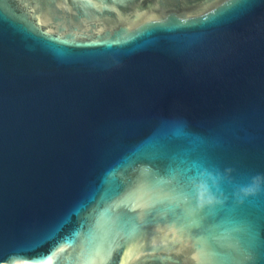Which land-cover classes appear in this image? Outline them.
Segmentation results:
<instances>
[{"label": "water", "instance_id": "95a60500", "mask_svg": "<svg viewBox=\"0 0 264 264\" xmlns=\"http://www.w3.org/2000/svg\"><path fill=\"white\" fill-rule=\"evenodd\" d=\"M68 1L136 0H0V264H264V0Z\"/></svg>", "mask_w": 264, "mask_h": 264}, {"label": "flooded vegetation", "instance_id": "af4514ba", "mask_svg": "<svg viewBox=\"0 0 264 264\" xmlns=\"http://www.w3.org/2000/svg\"><path fill=\"white\" fill-rule=\"evenodd\" d=\"M197 5V0H136L126 6L113 5L114 10L111 14L87 17L77 12L68 1V9L62 10L61 16L67 27L78 28L79 31L91 29L93 24L98 28L114 30L121 25L134 26L149 16H158L167 12L192 11ZM62 6L66 5L62 4Z\"/></svg>", "mask_w": 264, "mask_h": 264}]
</instances>
